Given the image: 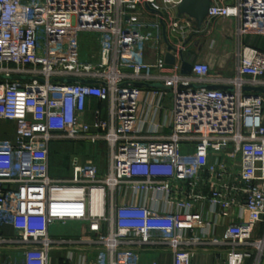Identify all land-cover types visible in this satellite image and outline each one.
<instances>
[{
    "label": "built area",
    "instance_id": "1",
    "mask_svg": "<svg viewBox=\"0 0 264 264\" xmlns=\"http://www.w3.org/2000/svg\"><path fill=\"white\" fill-rule=\"evenodd\" d=\"M230 1L213 0L209 16L264 36V0ZM180 2L0 0V126L14 133L0 138V264L13 250L23 264H50L62 245L95 247L81 264L88 253L95 264H147L159 249L194 264L198 247L219 248L223 264H264V94L244 90L264 88V50L239 49L230 77L196 60L182 73L193 23L176 15ZM67 140L105 145V167L74 159L72 176L53 177L51 144ZM72 224L85 233H52Z\"/></svg>",
    "mask_w": 264,
    "mask_h": 264
},
{
    "label": "crops",
    "instance_id": "2",
    "mask_svg": "<svg viewBox=\"0 0 264 264\" xmlns=\"http://www.w3.org/2000/svg\"><path fill=\"white\" fill-rule=\"evenodd\" d=\"M235 3L236 0L227 2V4L230 5ZM176 15L181 17L180 15H178V13H176ZM146 18H155L154 12H152L148 8L146 12ZM192 23V32L186 40L191 59L207 62L208 64H210L211 72L213 75H220L224 77L235 75L238 60L237 53L239 49H242L243 47H256L264 50V36H259L256 34H247L243 36L238 35L237 29L239 23L236 18L226 16H209L208 22L205 24V27L202 30L197 29L193 20ZM171 40L174 42V38L171 37ZM90 103L92 107H95L99 102L97 99H91ZM87 117L88 119L92 118L91 111L88 112ZM2 126L11 129L13 128L12 124L10 123H3ZM13 136L14 133H12L11 138ZM5 231L7 233H10L12 232V229L7 227ZM220 231H222V228H220ZM84 233V227L72 224L66 226L65 229H63V233L61 235L55 233V236L76 237L79 235H83ZM256 236L257 238L262 237V225H260L258 232H256ZM86 250L95 251L96 248L89 247L87 245L55 246L51 251L50 264H81L82 262L80 252H85ZM202 250L203 251H193L194 264H219L215 259L217 258L215 253L213 254L210 250L206 249ZM69 251L74 252L73 260H70L67 256ZM11 257L12 258L10 259L7 256H3V260H12L10 263L8 262L9 264H23V256L19 252V250H13ZM87 259V264H95V254L88 253ZM144 260L147 264H172V254L167 249H159L152 252H146V254L144 255Z\"/></svg>",
    "mask_w": 264,
    "mask_h": 264
},
{
    "label": "rangeland",
    "instance_id": "3",
    "mask_svg": "<svg viewBox=\"0 0 264 264\" xmlns=\"http://www.w3.org/2000/svg\"><path fill=\"white\" fill-rule=\"evenodd\" d=\"M83 44L88 45L87 42L89 40L88 33H84ZM92 45V44H91ZM88 46L83 47L81 51V58L84 60L85 56H88L86 50ZM0 137H11L13 130L11 128H7L5 126H0ZM2 132V133H1ZM51 164L52 170L51 175L56 178H65L72 176L73 174V162L74 159H77L83 165H94L97 169L102 170L107 162V154L108 149L105 145H94V144H86L84 142H76V141H60V142H52L51 144ZM63 229L65 227L58 226L52 229V233H57L61 235L63 233ZM264 233V223L262 224V234ZM203 248H195V251H203ZM193 250V251H194ZM208 250L211 253H215L217 256L216 261L219 264H223V260L219 257V248H209ZM194 251V252H195ZM226 250L221 249V252L224 254ZM193 252V257H194ZM210 253V252H209Z\"/></svg>",
    "mask_w": 264,
    "mask_h": 264
},
{
    "label": "water",
    "instance_id": "4",
    "mask_svg": "<svg viewBox=\"0 0 264 264\" xmlns=\"http://www.w3.org/2000/svg\"><path fill=\"white\" fill-rule=\"evenodd\" d=\"M213 5V0H181L180 4L177 8V13L180 16H188L192 19L197 27L198 30H202L205 27V24L208 22L210 9ZM146 7L151 10V8L146 5ZM160 16V22L163 28V37L164 41L168 46V53L165 56V60L168 64H174L176 59L174 55L171 53L172 50H176L175 47L170 43L167 33V25L163 18V13L161 11L157 12ZM192 60H184L182 64L181 72L184 74H189L192 70ZM2 78V76H0ZM20 77H13V79H18ZM66 82H72L74 79H64ZM83 83H93L92 80H81ZM137 86L142 87L144 83L138 82L135 83ZM154 87H161L160 85L156 84ZM208 88H222L227 91H231L233 88L230 86L225 85H209ZM245 91H253L255 94H264L263 87H245Z\"/></svg>",
    "mask_w": 264,
    "mask_h": 264
}]
</instances>
